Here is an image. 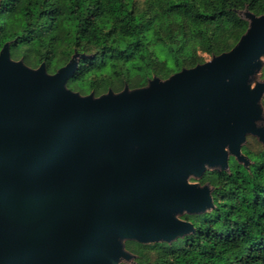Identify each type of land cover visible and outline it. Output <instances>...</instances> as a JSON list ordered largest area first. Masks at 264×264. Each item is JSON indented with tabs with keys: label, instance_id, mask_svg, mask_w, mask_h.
Returning <instances> with one entry per match:
<instances>
[{
	"label": "water",
	"instance_id": "obj_1",
	"mask_svg": "<svg viewBox=\"0 0 264 264\" xmlns=\"http://www.w3.org/2000/svg\"><path fill=\"white\" fill-rule=\"evenodd\" d=\"M230 50L144 87L96 96L0 50V264H135L127 242L172 244L214 208L210 171L264 148V13Z\"/></svg>",
	"mask_w": 264,
	"mask_h": 264
},
{
	"label": "trees",
	"instance_id": "obj_2",
	"mask_svg": "<svg viewBox=\"0 0 264 264\" xmlns=\"http://www.w3.org/2000/svg\"><path fill=\"white\" fill-rule=\"evenodd\" d=\"M246 7L262 15L264 0H0V50L10 42L14 60L51 74L83 55L68 87L100 96L230 51L248 28L236 13ZM242 151L248 169L231 158L228 172L200 181L213 187L214 208L184 217L194 233L172 244L127 242L135 264H264V148L248 137Z\"/></svg>",
	"mask_w": 264,
	"mask_h": 264
},
{
	"label": "rangeland",
	"instance_id": "obj_3",
	"mask_svg": "<svg viewBox=\"0 0 264 264\" xmlns=\"http://www.w3.org/2000/svg\"><path fill=\"white\" fill-rule=\"evenodd\" d=\"M157 56L160 59H162V60H169L170 61V64H172V62L170 60V57H169V54H168V52H167L166 49H164V48H158L157 49ZM210 59H211V57H207V60H210Z\"/></svg>",
	"mask_w": 264,
	"mask_h": 264
},
{
	"label": "flooded vegetation",
	"instance_id": "obj_4",
	"mask_svg": "<svg viewBox=\"0 0 264 264\" xmlns=\"http://www.w3.org/2000/svg\"><path fill=\"white\" fill-rule=\"evenodd\" d=\"M136 263V262H135Z\"/></svg>",
	"mask_w": 264,
	"mask_h": 264
}]
</instances>
